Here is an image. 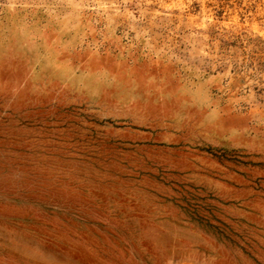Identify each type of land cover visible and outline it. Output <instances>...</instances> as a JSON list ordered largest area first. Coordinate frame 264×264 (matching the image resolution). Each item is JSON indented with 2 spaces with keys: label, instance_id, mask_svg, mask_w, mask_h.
Wrapping results in <instances>:
<instances>
[{
  "label": "rangeland",
  "instance_id": "obj_1",
  "mask_svg": "<svg viewBox=\"0 0 264 264\" xmlns=\"http://www.w3.org/2000/svg\"><path fill=\"white\" fill-rule=\"evenodd\" d=\"M0 264H264V0H0Z\"/></svg>",
  "mask_w": 264,
  "mask_h": 264
}]
</instances>
